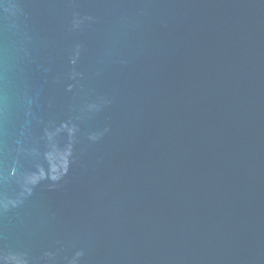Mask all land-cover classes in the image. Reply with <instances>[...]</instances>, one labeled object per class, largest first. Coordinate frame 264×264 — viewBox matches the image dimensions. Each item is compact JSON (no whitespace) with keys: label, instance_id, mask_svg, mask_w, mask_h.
Masks as SVG:
<instances>
[{"label":"water","instance_id":"water-1","mask_svg":"<svg viewBox=\"0 0 264 264\" xmlns=\"http://www.w3.org/2000/svg\"><path fill=\"white\" fill-rule=\"evenodd\" d=\"M0 264H264V0H0Z\"/></svg>","mask_w":264,"mask_h":264}]
</instances>
